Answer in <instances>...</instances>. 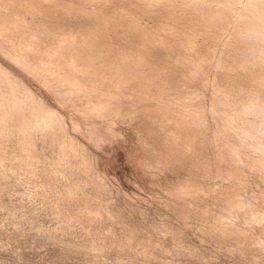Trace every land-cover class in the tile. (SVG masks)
<instances>
[{
	"label": "rangeland",
	"instance_id": "rangeland-1",
	"mask_svg": "<svg viewBox=\"0 0 264 264\" xmlns=\"http://www.w3.org/2000/svg\"><path fill=\"white\" fill-rule=\"evenodd\" d=\"M263 11L0 0V264H264Z\"/></svg>",
	"mask_w": 264,
	"mask_h": 264
},
{
	"label": "bare ground",
	"instance_id": "bare-ground-1",
	"mask_svg": "<svg viewBox=\"0 0 264 264\" xmlns=\"http://www.w3.org/2000/svg\"><path fill=\"white\" fill-rule=\"evenodd\" d=\"M263 12H264V11H263ZM263 14H264V13H263ZM263 14H262V15H263ZM263 16H264V15H263ZM259 17H260V16H259ZM263 18H264V17H262L261 21H264ZM260 24H263V23L260 22ZM256 25H257V24H256ZM257 26H258V25H257ZM262 26H264V25H262ZM259 27H261V26L259 25ZM262 28H263V27H262ZM263 71H264V70H263ZM262 74H263V72H262ZM11 99H12V98H10V100H11ZM13 101H14V100H12V102H13ZM12 102H11V103H12ZM23 114H24V113H23ZM21 115H22V114H21ZM21 115H20V116H21ZM26 116H27V115H26ZM22 117H24V116L22 115ZM24 118H25V117H24ZM24 118H23V119H24ZM26 118H27V117H26ZM26 118H25V120H26ZM25 120H24V121H25Z\"/></svg>",
	"mask_w": 264,
	"mask_h": 264
}]
</instances>
